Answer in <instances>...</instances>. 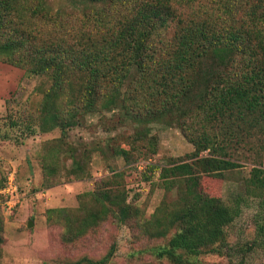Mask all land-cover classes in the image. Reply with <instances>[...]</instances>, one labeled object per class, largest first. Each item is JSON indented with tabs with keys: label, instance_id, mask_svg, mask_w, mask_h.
I'll list each match as a JSON object with an SVG mask.
<instances>
[{
	"label": "trees",
	"instance_id": "obj_1",
	"mask_svg": "<svg viewBox=\"0 0 264 264\" xmlns=\"http://www.w3.org/2000/svg\"><path fill=\"white\" fill-rule=\"evenodd\" d=\"M66 2L70 13L64 6L54 10L46 0H0V62L51 80L39 130L59 129L66 137L86 114L118 112L141 126L132 142L153 144L152 124L177 126L194 147L193 161L160 168L164 186L185 180L188 189L170 210L168 228L156 232L165 237L176 229L156 254L191 264L187 257L226 252L225 229L238 216L240 201L228 206L191 192L199 174L221 176L238 166L231 161L232 148L253 138L264 143V11L252 6L238 20L220 0ZM181 8L190 9L187 16ZM60 97L66 100L64 112L56 105ZM31 127L26 129L32 134ZM203 152L209 157H201ZM70 158V175L83 179L84 163L72 153ZM252 172L264 193V169ZM100 184L99 192L88 193L99 211L86 215H112L126 223L132 209L117 179ZM86 222L68 231L78 237L91 227ZM112 256L110 250L100 260L83 257L68 264H107Z\"/></svg>",
	"mask_w": 264,
	"mask_h": 264
},
{
	"label": "rangeland",
	"instance_id": "obj_2",
	"mask_svg": "<svg viewBox=\"0 0 264 264\" xmlns=\"http://www.w3.org/2000/svg\"><path fill=\"white\" fill-rule=\"evenodd\" d=\"M46 1L54 10L64 6L67 13L72 11L66 0ZM207 1L211 2L198 0ZM220 1L229 3L238 20L252 6L259 13L264 11V0ZM179 11L185 17L190 9ZM172 33L171 29L167 36ZM50 85L45 76L0 62V181L13 173L20 186L13 212L6 215L0 209V264H68L83 257L100 260L110 250L113 256L107 264H174L172 259H159L156 251L167 245L176 229L170 228L165 237L156 232L168 228V214L179 203L181 190L188 187L185 180L164 186L159 174L162 167L192 162L193 145L177 126L162 123L151 125L153 144L134 143L131 139L141 126L118 112L86 114L79 125L68 129L66 137L59 129L42 132L41 108ZM56 105L64 112L66 100L60 97ZM28 124L32 134L26 129ZM119 149L127 155H120ZM229 152L238 166L221 176L199 174L191 193L218 198L228 206L240 201L239 214L225 229L226 252L187 257L191 264H264V193L254 183L252 172L254 167L264 169V143L253 138ZM71 153L84 163L87 175L81 180L70 175ZM114 176L132 209L122 225L112 215L95 219L86 215L93 208L99 211L88 193L99 192L100 182ZM85 220L91 227L82 235L68 231V227L78 230ZM29 221L33 222L30 227Z\"/></svg>",
	"mask_w": 264,
	"mask_h": 264
},
{
	"label": "built area",
	"instance_id": "obj_3",
	"mask_svg": "<svg viewBox=\"0 0 264 264\" xmlns=\"http://www.w3.org/2000/svg\"><path fill=\"white\" fill-rule=\"evenodd\" d=\"M20 186L13 173L4 177V184L0 187V209L6 215L11 214L19 202Z\"/></svg>",
	"mask_w": 264,
	"mask_h": 264
},
{
	"label": "water",
	"instance_id": "obj_4",
	"mask_svg": "<svg viewBox=\"0 0 264 264\" xmlns=\"http://www.w3.org/2000/svg\"><path fill=\"white\" fill-rule=\"evenodd\" d=\"M32 225H33V222L32 221H29L28 226L30 227Z\"/></svg>",
	"mask_w": 264,
	"mask_h": 264
}]
</instances>
